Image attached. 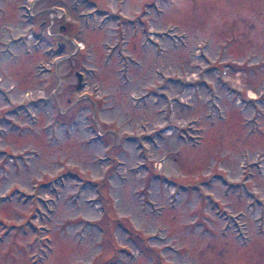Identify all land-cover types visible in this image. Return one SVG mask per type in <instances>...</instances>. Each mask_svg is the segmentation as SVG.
I'll use <instances>...</instances> for the list:
<instances>
[{"label":"rangeland","instance_id":"obj_1","mask_svg":"<svg viewBox=\"0 0 264 264\" xmlns=\"http://www.w3.org/2000/svg\"><path fill=\"white\" fill-rule=\"evenodd\" d=\"M0 264H264V0H0Z\"/></svg>","mask_w":264,"mask_h":264},{"label":"water","instance_id":"obj_2","mask_svg":"<svg viewBox=\"0 0 264 264\" xmlns=\"http://www.w3.org/2000/svg\"><path fill=\"white\" fill-rule=\"evenodd\" d=\"M63 50H64V46H61V45H60V47L58 48V53L63 52Z\"/></svg>","mask_w":264,"mask_h":264},{"label":"bare ground","instance_id":"obj_3","mask_svg":"<svg viewBox=\"0 0 264 264\" xmlns=\"http://www.w3.org/2000/svg\"><path fill=\"white\" fill-rule=\"evenodd\" d=\"M80 48V45H77Z\"/></svg>","mask_w":264,"mask_h":264}]
</instances>
